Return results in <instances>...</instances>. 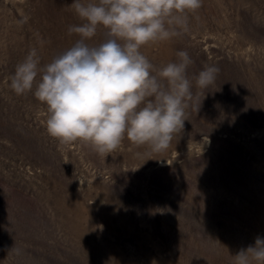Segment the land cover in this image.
I'll use <instances>...</instances> for the list:
<instances>
[{"label": "rangeland", "instance_id": "obj_1", "mask_svg": "<svg viewBox=\"0 0 264 264\" xmlns=\"http://www.w3.org/2000/svg\"><path fill=\"white\" fill-rule=\"evenodd\" d=\"M71 3L0 0V264H232L264 238V0H203L187 33L142 46L157 67L186 50L190 77L219 73L193 81L167 150L107 154L50 136L35 85L10 88L29 50L46 64L79 38Z\"/></svg>", "mask_w": 264, "mask_h": 264}, {"label": "clouds", "instance_id": "obj_2", "mask_svg": "<svg viewBox=\"0 0 264 264\" xmlns=\"http://www.w3.org/2000/svg\"><path fill=\"white\" fill-rule=\"evenodd\" d=\"M202 2L73 0L68 7L82 23L67 31L79 38L46 64L35 48L29 50L10 77V88L23 95L35 85L34 96L47 106V132L61 143L80 141L107 154L127 138L155 153L167 150L184 128L193 81L196 88L207 89L219 68L205 65L190 77L193 60L186 50L157 67L141 48L187 33L189 14ZM101 26L106 38L88 43ZM232 264H264V238L257 236L254 245L241 248Z\"/></svg>", "mask_w": 264, "mask_h": 264}]
</instances>
